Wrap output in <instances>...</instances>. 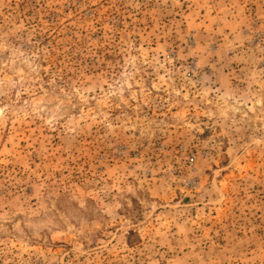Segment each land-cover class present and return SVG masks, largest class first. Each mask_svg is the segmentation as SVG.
<instances>
[{"label":"rangeland","instance_id":"374dc122","mask_svg":"<svg viewBox=\"0 0 264 264\" xmlns=\"http://www.w3.org/2000/svg\"><path fill=\"white\" fill-rule=\"evenodd\" d=\"M0 264H264V0H0Z\"/></svg>","mask_w":264,"mask_h":264}]
</instances>
